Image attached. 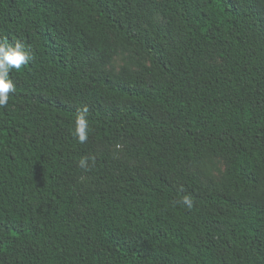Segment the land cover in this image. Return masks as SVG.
I'll return each instance as SVG.
<instances>
[{
	"label": "trees",
	"instance_id": "1",
	"mask_svg": "<svg viewBox=\"0 0 264 264\" xmlns=\"http://www.w3.org/2000/svg\"><path fill=\"white\" fill-rule=\"evenodd\" d=\"M0 39V264H264V0H0Z\"/></svg>",
	"mask_w": 264,
	"mask_h": 264
},
{
	"label": "clouds",
	"instance_id": "2",
	"mask_svg": "<svg viewBox=\"0 0 264 264\" xmlns=\"http://www.w3.org/2000/svg\"><path fill=\"white\" fill-rule=\"evenodd\" d=\"M32 60V55L25 50L22 42L16 41L9 44L6 39H0V108L5 107L9 101V94L15 91V85L9 79V73L13 69L19 71L22 66L27 65ZM88 108L82 106L77 114L74 127V135L79 143H84L88 139L89 125L87 121ZM81 168L86 167V160L79 161ZM188 208L193 206V198L184 196L181 200Z\"/></svg>",
	"mask_w": 264,
	"mask_h": 264
},
{
	"label": "rangeland",
	"instance_id": "3",
	"mask_svg": "<svg viewBox=\"0 0 264 264\" xmlns=\"http://www.w3.org/2000/svg\"><path fill=\"white\" fill-rule=\"evenodd\" d=\"M120 63H121V61H120V59L117 57V58L115 59V63H114L115 66L117 67ZM219 167H220V169L222 170L223 165L220 164ZM218 176H219L218 171H213V172H212V176H211L212 181H215V180L218 178Z\"/></svg>",
	"mask_w": 264,
	"mask_h": 264
}]
</instances>
